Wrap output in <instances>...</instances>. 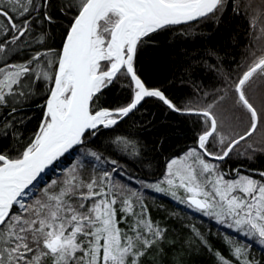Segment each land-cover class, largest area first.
<instances>
[{"label":"snow or ice","instance_id":"6c2138e0","mask_svg":"<svg viewBox=\"0 0 264 264\" xmlns=\"http://www.w3.org/2000/svg\"><path fill=\"white\" fill-rule=\"evenodd\" d=\"M226 8L255 31L238 75L210 66L220 86L197 84L179 105L145 84L136 58L153 34L219 21ZM57 27L64 31L55 48ZM117 84L130 90L127 102L105 107ZM41 87L47 99L36 133L14 158L0 154V264H157L169 229L152 218L146 190L264 246V170L221 167L234 157L264 156V0H0V139L24 122L23 102ZM148 99L200 118L195 146L169 159L159 180L134 179L118 160L81 150ZM112 145L144 164L132 134L117 135ZM73 152L75 163L41 185L43 174L59 166L54 162ZM194 235L217 264H233L198 230ZM227 244L235 264H260L250 258V243Z\"/></svg>","mask_w":264,"mask_h":264},{"label":"trees","instance_id":"16d2710c","mask_svg":"<svg viewBox=\"0 0 264 264\" xmlns=\"http://www.w3.org/2000/svg\"><path fill=\"white\" fill-rule=\"evenodd\" d=\"M243 2L244 0H240L241 4ZM63 23L67 24V21ZM63 31L62 28H56L54 39L50 41L53 47L60 46ZM250 31L255 35V31L249 28V19L244 15L234 14L228 8L220 14L219 21L200 19L189 24L172 25L153 34L151 40L138 51V74L148 87L160 88L179 105L197 84H202L206 89L220 86L217 74L210 66L222 68L234 76L243 70L245 47L251 43ZM120 83L126 85L127 81L121 80ZM38 93L23 102L18 115L26 119L23 123L14 124L8 130V135L0 139V154L14 158L23 151V146L36 133L44 112L40 105L47 99L43 87L38 89ZM129 96L130 90L117 84L106 92L107 103L104 106H119L126 103ZM199 119L195 115L171 112L158 100L148 99L135 115L125 118L115 129H102L97 136L90 137L89 142L81 146V150L90 149L110 159H116L120 165L127 166L134 179L154 182L164 175L169 159L179 157L195 146L196 133L201 130ZM244 127L241 125L236 131L242 132ZM129 134L142 145L141 159L144 164L139 159L122 155L112 145L117 135ZM254 139L259 140V135L254 134ZM238 147L243 151L244 142ZM78 156L79 152H76L75 156L66 157L56 170L47 175L41 185L57 179L62 169L75 163ZM148 164L150 167L146 166ZM240 166L244 169L264 170V156L257 154L254 162L245 156L234 157L221 165L222 168ZM136 186L132 182V187ZM145 197L152 218L169 229L167 239L170 243L161 245L163 253L154 257L157 264H217L212 253L199 247L194 230L207 238L213 251H219L227 259L233 260V264L235 261L227 244L229 239L241 244L250 243V258L254 257L260 264H264V246L256 243L253 238L245 237L213 218L188 209L164 193L146 190ZM186 242H190L192 247Z\"/></svg>","mask_w":264,"mask_h":264},{"label":"water","instance_id":"95a60500","mask_svg":"<svg viewBox=\"0 0 264 264\" xmlns=\"http://www.w3.org/2000/svg\"><path fill=\"white\" fill-rule=\"evenodd\" d=\"M195 21H198V20H195ZM195 21H191V22H187V23H182V24H179V25L189 24V23H192V22H195ZM75 154H76V152H73L72 155H67L66 157H73V156H75ZM66 157H62V158H60V160L57 161V162H54V164H58V165H60V164L62 163V161H63ZM56 169H57V167H55L54 170H56ZM54 170H53L52 167H50V168L46 171V173L43 174V180H41V182L44 181V180L46 179L47 175H49L50 172H52V171H54Z\"/></svg>","mask_w":264,"mask_h":264},{"label":"rangeland","instance_id":"374dc122","mask_svg":"<svg viewBox=\"0 0 264 264\" xmlns=\"http://www.w3.org/2000/svg\"><path fill=\"white\" fill-rule=\"evenodd\" d=\"M59 171H60V169H59Z\"/></svg>","mask_w":264,"mask_h":264}]
</instances>
